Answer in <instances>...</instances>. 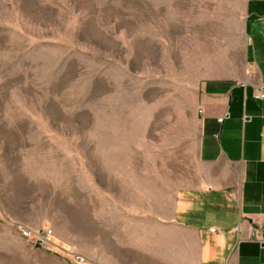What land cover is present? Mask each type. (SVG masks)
Instances as JSON below:
<instances>
[{"label":"rangeland","instance_id":"obj_1","mask_svg":"<svg viewBox=\"0 0 264 264\" xmlns=\"http://www.w3.org/2000/svg\"><path fill=\"white\" fill-rule=\"evenodd\" d=\"M243 4L0 0V264L38 248L20 226L75 264H132L127 212L143 241L196 167L199 88Z\"/></svg>","mask_w":264,"mask_h":264},{"label":"crops","instance_id":"obj_2","mask_svg":"<svg viewBox=\"0 0 264 264\" xmlns=\"http://www.w3.org/2000/svg\"><path fill=\"white\" fill-rule=\"evenodd\" d=\"M228 33L225 61L199 88L196 167L167 207L149 203L143 241L140 207L127 212L132 264H264V0H244ZM8 245L2 252L20 263L75 264Z\"/></svg>","mask_w":264,"mask_h":264},{"label":"built area","instance_id":"obj_3","mask_svg":"<svg viewBox=\"0 0 264 264\" xmlns=\"http://www.w3.org/2000/svg\"><path fill=\"white\" fill-rule=\"evenodd\" d=\"M256 98H261V95L258 94ZM19 230L23 238L34 239L35 244L39 249L50 250L54 246L52 242L53 233L51 231L35 233L23 226H20ZM79 262L82 263V260H80Z\"/></svg>","mask_w":264,"mask_h":264}]
</instances>
